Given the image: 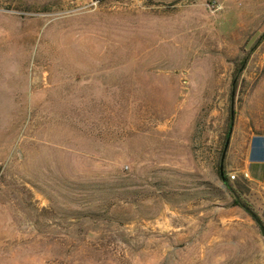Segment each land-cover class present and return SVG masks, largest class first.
Masks as SVG:
<instances>
[{
  "label": "rangeland",
  "instance_id": "1",
  "mask_svg": "<svg viewBox=\"0 0 264 264\" xmlns=\"http://www.w3.org/2000/svg\"><path fill=\"white\" fill-rule=\"evenodd\" d=\"M88 2L0 0V264H264L207 181L253 47L232 136L264 132V0Z\"/></svg>",
  "mask_w": 264,
  "mask_h": 264
},
{
  "label": "crops",
  "instance_id": "2",
  "mask_svg": "<svg viewBox=\"0 0 264 264\" xmlns=\"http://www.w3.org/2000/svg\"><path fill=\"white\" fill-rule=\"evenodd\" d=\"M250 123V120L248 121ZM238 131L235 129L233 136H231L230 146L226 157L225 171L228 178L231 174L237 175V180L232 181L236 188L238 184H244L248 192L242 193V197L253 207V209L260 215L264 213V149L259 151L256 156L253 155L254 140L258 136L264 137V132L254 129L253 126L248 128V131L243 134L245 136L244 142H236L235 137ZM210 159L212 162V169L216 170L217 177L214 179H207L212 185H214L221 194V199H216L213 202L216 205L215 213L221 215V221L224 223H231L238 212L235 208L226 209L225 204H221V200L229 203L236 199L239 191L230 190L226 188V180L218 174L217 160L220 152V143L218 137L210 141ZM202 201H205L202 200ZM238 207V206H236ZM221 211V212H219ZM203 214V213H202Z\"/></svg>",
  "mask_w": 264,
  "mask_h": 264
},
{
  "label": "trees",
  "instance_id": "3",
  "mask_svg": "<svg viewBox=\"0 0 264 264\" xmlns=\"http://www.w3.org/2000/svg\"><path fill=\"white\" fill-rule=\"evenodd\" d=\"M263 37H264V35H263ZM253 48L248 53V56L252 54ZM248 56L243 58L241 60V62L236 66V70H235V73H234V78H235L236 82H235V85H233L232 99H231V102H232L233 106H234V102L236 100L235 96H237V94L239 92V87L241 86V75H242V72L244 71V69H245V67L247 65ZM233 94H234L235 98L233 97ZM231 112H232V106L229 107L228 127H227V130L225 132V137L223 138L222 147L220 149V152H219V155H218V160H217V169H218V174L219 175L221 174L220 173V168H221V157H222V154H223V150H224L226 141L229 138L230 129L233 128V126H234V121L232 120ZM234 113H235V111H234ZM263 149H264V137H262L260 135V136L256 137L255 140H254V149H253L254 153H253V155L256 156V154L259 151H263ZM225 166H226V161H225V164H224V177L223 178L226 180V184L225 185H226L227 190L228 191L235 190L236 192L237 191L240 192L239 194H237L236 199H234L233 205L234 206H239V207H241V205H244L245 207L250 208L252 211L255 212L253 207L241 195L244 192H248L247 187L244 184L240 183V184L236 185V188H235V186L233 184H230L231 180L226 175ZM108 214H109V212H108ZM258 217L261 219V221H262V223L264 225V215H262V217H260V216H258ZM107 220L109 222H113V218H111L109 215L107 217Z\"/></svg>",
  "mask_w": 264,
  "mask_h": 264
},
{
  "label": "water",
  "instance_id": "4",
  "mask_svg": "<svg viewBox=\"0 0 264 264\" xmlns=\"http://www.w3.org/2000/svg\"><path fill=\"white\" fill-rule=\"evenodd\" d=\"M236 82V81H235ZM235 82H234V85H235ZM233 97H234V94H233ZM231 117H232V120L234 121L235 119V113H234V106L232 104V112H231ZM232 132H233V128L230 129V132H229V138L227 139L226 141V144H225V147H224V150H223V154H222V157H221V168H220V173H221V176L224 177V164H225V160H226V157H227V153H228V150H229V146H230V141H231V136H232ZM241 207L248 213L250 214V216H252L255 221L257 222V224L259 225L260 227V230L264 236V225L261 221V219L256 215V213L254 211H252L250 208H247L245 207L244 205H241Z\"/></svg>",
  "mask_w": 264,
  "mask_h": 264
},
{
  "label": "built area",
  "instance_id": "5",
  "mask_svg": "<svg viewBox=\"0 0 264 264\" xmlns=\"http://www.w3.org/2000/svg\"><path fill=\"white\" fill-rule=\"evenodd\" d=\"M88 5L90 7H97L98 5H100L104 0H88ZM230 179L232 181H235L237 179V175L236 174H231L230 176Z\"/></svg>",
  "mask_w": 264,
  "mask_h": 264
}]
</instances>
